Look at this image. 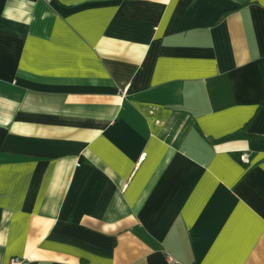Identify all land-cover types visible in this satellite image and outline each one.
Here are the masks:
<instances>
[{
	"label": "crops",
	"instance_id": "0c3cea01",
	"mask_svg": "<svg viewBox=\"0 0 264 264\" xmlns=\"http://www.w3.org/2000/svg\"><path fill=\"white\" fill-rule=\"evenodd\" d=\"M264 264V0H0V264Z\"/></svg>",
	"mask_w": 264,
	"mask_h": 264
},
{
	"label": "built area",
	"instance_id": "2783aa9c",
	"mask_svg": "<svg viewBox=\"0 0 264 264\" xmlns=\"http://www.w3.org/2000/svg\"><path fill=\"white\" fill-rule=\"evenodd\" d=\"M11 264H20V262H19L18 258H13L11 260Z\"/></svg>",
	"mask_w": 264,
	"mask_h": 264
}]
</instances>
